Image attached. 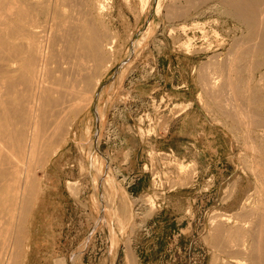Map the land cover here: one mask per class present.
<instances>
[{"label": "rangeland", "instance_id": "obj_1", "mask_svg": "<svg viewBox=\"0 0 264 264\" xmlns=\"http://www.w3.org/2000/svg\"><path fill=\"white\" fill-rule=\"evenodd\" d=\"M171 1L165 0L160 16L157 0H150L146 10L141 0H111L116 3L111 28L118 39L110 67L93 106L74 122L67 145L53 157L50 170L38 174L42 192L28 220L24 264H256L253 240L245 255L235 256L227 250L226 236L217 249L211 240L242 205L261 208L264 193L255 194L258 183L251 172L256 161L246 149L261 143L257 136L249 142L245 125L233 128L201 78L206 71L205 83L211 81L215 71L209 65L224 63L236 48L235 39L242 42L247 31L220 0L200 3L175 21L165 10ZM151 25L150 35L140 42ZM186 43H191L189 51ZM120 69L125 75L112 89ZM93 160L104 169L99 191ZM181 163L186 166L182 172ZM109 171L119 190L118 216L124 218L128 206L132 215L114 252L103 210V194L111 198L112 192L101 187ZM217 215L224 216L223 222L215 220Z\"/></svg>", "mask_w": 264, "mask_h": 264}, {"label": "bare ground", "instance_id": "obj_2", "mask_svg": "<svg viewBox=\"0 0 264 264\" xmlns=\"http://www.w3.org/2000/svg\"><path fill=\"white\" fill-rule=\"evenodd\" d=\"M114 2L0 0V264H24L27 259L30 248L27 241L31 231L28 220L42 192L38 174L50 170L53 157L67 145L74 122L96 101V94L101 88L103 76L108 72L109 59L115 51L118 39L116 32L111 28V19L116 9ZM149 2L150 0H141L144 10ZM164 2L165 0H157L156 14H161ZM200 3L205 4L207 0H172L165 10L169 11L167 16L171 21L178 18L181 20L188 17L192 10L199 9L197 7ZM219 4L229 16L243 24L247 34L242 37L243 41L240 40L242 42L235 39L237 45L234 51L231 47L234 44H231L233 53H229V57L226 56L228 58L224 63L219 64L216 60L218 64L215 62L209 65L215 71L211 69V72L215 73H211L214 75L211 81H208V76L211 75L208 72L210 75L206 74L208 82L205 83L206 71L200 76L203 80L200 79L205 80L201 82L209 91V98L214 102L216 109L230 119L233 128L237 125L242 128L241 125H245L249 142L256 141L252 139L253 136L259 138L260 145L255 146V142H252V145L248 146L247 143L246 149L253 153V161H256V167H253L251 172L256 178V184L260 185L256 186L258 188L255 194L262 196L264 0H220ZM208 9L211 10L212 7ZM205 27L206 25L203 28ZM150 28L152 30V25L140 42L148 38ZM172 30L174 32V29ZM140 42L136 44L137 48ZM190 46L191 43L185 45L188 51ZM213 46L211 45V49ZM207 69L209 68L204 70ZM120 70L116 81L111 84L112 89L125 75V70ZM101 118L102 121L105 119V111L102 112ZM92 164L94 171L99 175L94 179L95 188L99 191V181L104 176V169L98 160H93ZM181 169H186V166L182 164ZM115 180L113 172L109 171L101 183L102 188L112 192L111 198L103 194L106 200L103 202L107 204L106 210L104 207L103 210L108 213L107 223L113 252L118 248L125 225L130 222L128 216L131 215L128 206L126 209L129 215L122 216L124 218L118 216L116 204L119 200V190ZM148 199L146 198L147 201H152ZM260 201L261 208L258 211L255 210L257 203L251 210L242 205L239 213L235 212L234 216L232 213V217L228 216L227 219L225 217L227 223H224V227L223 224L217 227L220 219L223 222L224 217L219 219V214L217 215V228L211 240L216 245H212L216 247L213 249H217V245L221 244L226 236L225 245L229 248L227 250L236 252L234 256L239 255L238 253L245 255L248 241L253 240L255 244L251 251L256 256V264H264V201ZM246 202L248 204V201ZM116 221L118 229L115 227ZM219 247L221 251L223 247ZM222 250L224 252V248ZM229 251L225 253L229 255Z\"/></svg>", "mask_w": 264, "mask_h": 264}]
</instances>
